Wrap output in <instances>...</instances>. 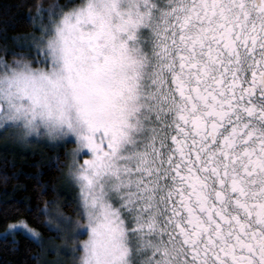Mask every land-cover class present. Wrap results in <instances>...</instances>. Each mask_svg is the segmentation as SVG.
I'll return each instance as SVG.
<instances>
[{"label": "snow or ice", "instance_id": "1", "mask_svg": "<svg viewBox=\"0 0 264 264\" xmlns=\"http://www.w3.org/2000/svg\"><path fill=\"white\" fill-rule=\"evenodd\" d=\"M37 11L0 57V126L74 143L76 219L37 212L78 264H264V0Z\"/></svg>", "mask_w": 264, "mask_h": 264}, {"label": "trees", "instance_id": "2", "mask_svg": "<svg viewBox=\"0 0 264 264\" xmlns=\"http://www.w3.org/2000/svg\"><path fill=\"white\" fill-rule=\"evenodd\" d=\"M53 2L0 0V57L24 50L20 46L38 34V7ZM55 2L71 6L78 0ZM71 147L72 143H67L25 151L13 145H0V264H58L53 245L44 242L55 238L57 233L49 229L47 217L37 209L48 207L52 211L55 204H60L66 214L75 215L71 204L66 203L72 194L63 191L60 184L68 158L64 153ZM48 201L53 203L47 204ZM28 208L32 211H27ZM19 219H26L43 236V241L37 242L22 232L2 235L9 224Z\"/></svg>", "mask_w": 264, "mask_h": 264}, {"label": "rangeland", "instance_id": "3", "mask_svg": "<svg viewBox=\"0 0 264 264\" xmlns=\"http://www.w3.org/2000/svg\"><path fill=\"white\" fill-rule=\"evenodd\" d=\"M38 26H39V24L37 22V27ZM22 131H23L22 129L0 126V145H9V146L13 145V146H16V147L20 148L21 150H25V151L39 149L45 145H51L54 147L56 146L55 141L49 140L44 135L37 136L35 133H33V134H30L29 136L25 137V136H23ZM74 146H75L74 143H72V147L68 150V153L71 152V150ZM69 160H70V156H68V158H67V164H68ZM60 181H61L60 184L63 187L62 188L63 191L70 192L73 196L74 193L69 187L70 177L68 175L67 165H66V168L64 170V174L62 175ZM63 195H66V193H64ZM64 211H65V208L63 206H61L60 204L59 205L55 204V206L53 207L52 211H50V213H52V214L62 213L65 217H68L69 215L66 214ZM72 218H73V220H75L76 214ZM10 232H11V230H9V233ZM2 235H5V233H3ZM8 235H13V234H8ZM26 235L31 237L30 234H26ZM61 236H62V234H61ZM86 236H87V233L85 232L83 235H81L79 237V239L83 240L86 238ZM40 237L42 240L43 236L40 235ZM44 242H47V243L53 245L52 250L55 252V254L57 256L58 264H78L79 252H73V250H72L73 244L71 241H64L61 238H57V235H56L55 238L50 239V240L45 239Z\"/></svg>", "mask_w": 264, "mask_h": 264}]
</instances>
